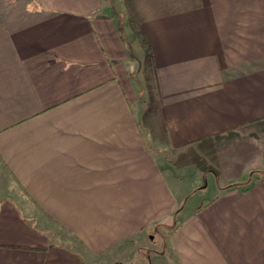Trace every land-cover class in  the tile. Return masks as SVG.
I'll return each mask as SVG.
<instances>
[{"label":"crops","instance_id":"crops-1","mask_svg":"<svg viewBox=\"0 0 264 264\" xmlns=\"http://www.w3.org/2000/svg\"><path fill=\"white\" fill-rule=\"evenodd\" d=\"M0 163V264H264V0H0Z\"/></svg>","mask_w":264,"mask_h":264},{"label":"rangeland","instance_id":"rangeland-1","mask_svg":"<svg viewBox=\"0 0 264 264\" xmlns=\"http://www.w3.org/2000/svg\"><path fill=\"white\" fill-rule=\"evenodd\" d=\"M144 118L142 119L143 120L142 124H143V127L145 128V133L147 134L146 120ZM150 147H151V150L153 151L160 167H162L161 165H164V164H170V166H171L172 164L180 162V160L182 162V165L187 166L188 164L184 160L189 159L191 156L194 160H196L198 168H200L201 170H204L207 167H210V165H212L211 162L209 161L210 158L208 160L206 159V156L204 155L205 151L200 150V146L194 147V145H193L191 147H187V148L181 150V155L178 154L176 156L174 155L171 157H170V155H172L173 152H171L170 155L168 153L169 156H165L163 154L165 152H162V149L158 148L153 143L151 144ZM201 151H202V154H201ZM161 159H164V160L160 161ZM186 171H187L186 176L181 174V183L183 181L184 186L187 185V187H184L185 190H182L184 192V196H185V200H183L184 204H182L183 205L182 211L189 213L190 211H192L193 208L200 206L203 202H205L206 200L209 201L215 196V194L217 192V183H216V179L212 175V173L210 174L209 172H207V175L206 176L204 175V177H203V175L200 176L197 174H193L194 170L191 168L186 170ZM2 172L3 171L1 170V163H0V181L3 183V185H7L6 180L3 178L4 175ZM191 174H192V178H196V182H198L197 187H200L197 190L193 186L194 183L191 181L192 180L190 178ZM9 181L11 182V179H9ZM206 185H207L206 189L201 188V187H205ZM155 237H156L155 244H157L158 247L156 246L154 248H156L159 252H161L162 249L165 248L164 247L165 245H164V243H163V241L159 235H156ZM161 243L163 244V246ZM151 246H155V245H153V243H151V241H148V240L141 241L140 242V249L137 251L133 250V255H132L133 257H131L129 255V253H132V251L125 253L126 254L124 257L125 258V264H148L147 257H144L141 253H143L147 249H150ZM116 260L114 257H111L108 260V262L109 261L113 262ZM171 261H174L173 258H171ZM171 261L168 260L167 258H162V256H156L155 254H153V259H152L153 264H157V263L158 264H170V263L173 264ZM99 262L103 263V261H99ZM137 262H139V263H137ZM105 264H107V263H105Z\"/></svg>","mask_w":264,"mask_h":264}]
</instances>
